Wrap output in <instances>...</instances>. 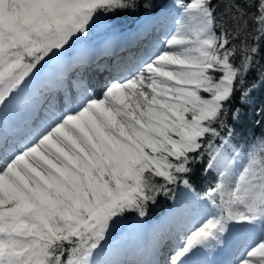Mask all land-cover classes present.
Masks as SVG:
<instances>
[{"label":"snow or ice","instance_id":"snow-or-ice-1","mask_svg":"<svg viewBox=\"0 0 264 264\" xmlns=\"http://www.w3.org/2000/svg\"><path fill=\"white\" fill-rule=\"evenodd\" d=\"M245 5L218 17L213 0H177L174 33L100 96L9 122L45 77L63 79L53 69L105 14L140 0H0V264H162V239L146 255L111 240L180 185L192 200L164 264H210L197 257L233 236L250 241L236 264H264V137L242 149L226 123L264 42V0ZM196 164L216 173L202 193Z\"/></svg>","mask_w":264,"mask_h":264},{"label":"bare ground","instance_id":"bare-ground-1","mask_svg":"<svg viewBox=\"0 0 264 264\" xmlns=\"http://www.w3.org/2000/svg\"><path fill=\"white\" fill-rule=\"evenodd\" d=\"M169 3L170 7L175 9L173 0ZM178 18H180V14ZM159 19L161 20L162 18L155 16L150 26L157 25ZM149 20L150 19H148V21ZM146 29L147 26H142L138 30L134 27L120 33L110 32L108 29L99 31L93 41L87 42L86 40V42L74 49L72 51L74 53H71L65 64L55 66L53 72L57 75L62 74L63 79H57L54 83L49 85L47 82L48 78L45 77L40 84L27 94V103L17 102V104L9 110L7 115L8 121H22L28 119L33 109L36 110L37 115L42 116L44 108L46 109L49 104H54L58 108L64 107L66 98L71 102H76L80 99L85 89L98 96L107 83L117 77L122 78L124 75H127L130 68L134 67L140 60L145 58V53L149 55L152 52H150V48H153V51H155L154 45L158 47V49L160 48L165 40H163V38L166 37L156 38L155 32L149 30H147L148 35L146 37L148 43L142 42L139 44L137 40L133 42L134 46L130 45L132 44L130 40L132 33L140 34V32ZM151 40L154 44L149 43ZM111 43L115 46L113 50L114 56L118 57V55H121V57H111L108 53L104 52L106 46ZM10 111H15V113L11 114ZM178 212L177 207L170 209L164 220L158 222L155 228L150 229V232H158V239L165 240H163L160 248L161 254L158 257L162 264L167 261L169 255L180 243V241L174 237H171V239L167 241L168 239L166 237L172 235L170 233L168 220L172 215L175 216L178 214ZM137 224L139 227H142L140 229L146 228L143 227L145 225L142 222H138ZM247 240L246 237L238 238L233 236L229 239V243L225 248L218 249L211 254H201L197 259L200 261H208L210 264H236L237 259L249 246ZM150 245L148 248L144 246V253H142L143 248L139 249L138 252H132L127 249L126 244H121L120 246L128 253L146 255ZM139 255L137 258H139Z\"/></svg>","mask_w":264,"mask_h":264},{"label":"trees","instance_id":"trees-1","mask_svg":"<svg viewBox=\"0 0 264 264\" xmlns=\"http://www.w3.org/2000/svg\"><path fill=\"white\" fill-rule=\"evenodd\" d=\"M168 0H140V6L136 10L120 11L117 13H110L122 19H133L135 16L141 17L148 12H153ZM235 3L246 7L245 0H234ZM147 3L151 7L144 8L143 5ZM229 0H213V5L216 8L218 17L224 16L226 12V5ZM229 27L231 25L229 24ZM256 63L249 70L245 77L244 88H238L235 95L228 106V116L226 123L233 129L234 143L240 148L247 150L250 145L256 142L259 138L264 137V42L261 44V51L255 57ZM238 62V61H237ZM248 90L247 97H244V91ZM238 112V118L233 116ZM193 174L189 177L193 188L196 192L202 193L205 188L211 183H215V172L208 174L204 171L203 164L193 165ZM176 196H160L157 198L155 204H150L148 208V215L143 217L146 222L152 223L158 217H161L164 210L171 206L178 199V192H187L190 195L189 202L192 200V192L186 190L183 185L176 188ZM135 213L127 214L125 221V228L133 220L139 219ZM125 228L113 234L112 240H120L123 237ZM111 240V241H112Z\"/></svg>","mask_w":264,"mask_h":264},{"label":"rangeland","instance_id":"rangeland-1","mask_svg":"<svg viewBox=\"0 0 264 264\" xmlns=\"http://www.w3.org/2000/svg\"><path fill=\"white\" fill-rule=\"evenodd\" d=\"M170 1H172V0H168L164 4V6H161L160 8L156 9L154 12H151V13L148 12L147 14H145L144 16L141 17L142 19L139 18L138 16H135L133 19H125V20H122L121 18H115V19L107 20V19L104 18L102 20V22H101L102 24H99L96 27V29L94 30L93 34L91 36H89V37H90V39H92L93 35L95 34V32L96 31H100L102 29H108V31H110V32L120 33V32L128 31L129 29H132L134 27H136V30H138L142 26H147V29L145 31L140 32V34L139 33H134V34L132 33L131 39H130L132 41V44H130L131 46H134L133 42L137 41V40L139 41V44H141L142 42L143 43H148V41H146V37L148 35L147 30L155 32L156 38H159V37L160 38H163V37L168 38L172 34V32L174 33V31L176 30L178 24L180 23V18H178L179 14H180V8L177 6V0H173V4L175 5V9L174 8L172 9L170 7V3H169ZM188 2H190V0H183V3H188ZM168 7L171 8V9H169ZM155 16H158L159 18H162V19L158 20L157 25L150 26V24L154 21ZM148 19H150V20L148 21ZM127 26H130V27L127 28ZM166 38H163V40L166 39ZM83 42H86V40L83 41ZM149 43L154 44L152 40L149 41ZM74 49H76V46L74 47ZM114 49H115V46H114L113 43H111L110 45L106 46V50L104 52L108 53L111 57H113L114 56V53H113ZM154 49H155V51H157L158 47H156L154 45ZM155 51H153V48H150V52L151 53H153ZM72 53H74V52H72ZM147 55H148V53H145V57ZM114 57H117V56H114ZM119 57H121V55H118L117 58H119ZM100 95H101V92L98 94V96H100ZM55 107L57 109H59L57 106H55ZM14 113L15 112H11V114H14ZM177 195H178L177 202H176V204H174V206H171L172 209H173V207H177V208L182 207V203H184L185 200H189V197H190L189 193H181V192L179 193L178 192ZM171 207H169V208L167 207L164 210V212L162 214L163 218L165 217V215H167V213L169 211L168 209H171ZM162 217H159L158 220L153 222L151 225H145L144 226V227L147 226L148 230L146 229V233H143V235H141V236H143L142 242L144 241V242H149L150 243V242H152L155 239L154 236L158 237V232L155 234L154 232L150 233L149 231H150V229L155 228L158 222L164 220ZM168 221H169V225L174 227V228H173V230H172V228L170 229V232H171L172 235L166 236L167 239H168L167 241H169L171 239L170 237H174L175 236V230L177 229V227L179 225L178 214H176L175 216L172 215V217H170V219ZM131 226L128 227L129 230H131V228H130ZM177 240L179 241V239H177ZM128 241H132V237L130 235H128V233H127L125 239L123 238L122 241L117 242V243L119 245H121V244H124V243L126 244ZM247 242H248V245H249L250 241L247 240ZM111 243L117 244L116 242H112V241H111ZM141 244L144 245L143 243H141ZM143 253H144V250H143Z\"/></svg>","mask_w":264,"mask_h":264}]
</instances>
